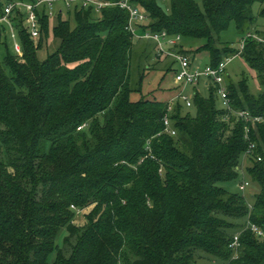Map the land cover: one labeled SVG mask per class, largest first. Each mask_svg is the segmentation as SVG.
I'll use <instances>...</instances> for the list:
<instances>
[{
	"label": "trees",
	"instance_id": "obj_1",
	"mask_svg": "<svg viewBox=\"0 0 264 264\" xmlns=\"http://www.w3.org/2000/svg\"><path fill=\"white\" fill-rule=\"evenodd\" d=\"M254 2L264 18V0H170L169 12L132 0L147 16L139 32L203 40L177 48L192 62L206 54L216 66L239 54L263 90L251 93L245 78L226 84L233 109L261 118L251 123L226 117L216 84L207 96L194 89V115H182V103L169 113L174 135L163 131L170 96L130 99L143 75L137 67L138 86L130 84L125 9L102 7L93 20L92 8L74 7L73 27L57 11L60 44L44 59L43 9L35 41L18 20L20 53L0 36V264H264V239L246 228L264 234V31H248ZM230 21L245 35L241 52L219 39ZM249 143L246 176L258 191L247 197L218 183L238 177ZM89 205L86 223L74 225L71 206ZM61 229L67 250L56 243Z\"/></svg>",
	"mask_w": 264,
	"mask_h": 264
},
{
	"label": "rangeland",
	"instance_id": "obj_2",
	"mask_svg": "<svg viewBox=\"0 0 264 264\" xmlns=\"http://www.w3.org/2000/svg\"><path fill=\"white\" fill-rule=\"evenodd\" d=\"M156 1L164 12H169L170 0H156ZM107 2H111V1H107ZM197 2L200 4V0H197ZM70 3L72 5H74L75 2H73V3L70 2ZM111 3H113V2H111ZM262 7H263L262 4L259 2H254L252 4V6L250 7V12H251V16L253 18V21L249 25L248 31H250V32H252V31L263 32L264 31V18L259 16V14H258L259 10ZM59 8L62 10V17L65 19H69L70 27L75 26V19L73 17V11H74L73 7L72 6H66L62 0H55L53 5H52V10L54 11V14L52 16H50V18H49L48 36L45 38V40L42 44L43 47L40 50H38V52H37L39 59H44L48 54L55 51L60 44L59 39L54 38V36L52 34V27L56 26L57 21H58L56 18V13H57V10ZM92 13H93L91 15L92 19L96 20L100 11L98 9L97 10L93 9ZM139 27H138V32H139ZM2 35L3 34H1L0 36L2 37ZM244 36L245 35L238 33V31L235 27V22L230 21L227 28L219 34V39L222 42L229 43V44H231V46L238 49L239 45H240V41L242 40V38H244ZM3 37L5 38L6 35H3ZM4 38H2V40ZM8 38L9 39H7V47L9 49V51L11 52V51H14L13 49H11V46L17 40V37L16 36L11 37V35H8ZM202 41L203 40H201V39L181 38V40L175 45V47L179 48V46L182 45L183 48H185V49L189 48L188 50H190V49L194 50L193 48L199 46L202 43ZM131 42H132V47H131L130 65H131V63H132V65H131L130 84L131 85L136 84L135 87L138 86V72L135 70L137 67L139 69L141 68L140 70H141V73L143 75V81L140 85V93L132 92L130 94L131 100H137L138 98H145V97L152 99L153 95L154 96L157 95L159 97H156V98L162 99V98H165L166 96H171V95L173 96V94H175L177 92V90L181 89V87H182L181 84H179V83L173 84V82H172L173 68H174L173 64L175 63L174 62L175 59L172 56L162 53L157 48V44L150 39H145V38H141V37L138 38V37L133 36V40ZM3 43H4V41H3ZM1 45H2V43L0 42V46ZM163 47L165 49H168V48L172 47V45L163 44ZM1 48H3V47L2 46L0 47V58H1L2 54L4 53L3 49H1ZM240 52L238 51V53H240ZM189 57H190V59L192 58L191 56H189ZM204 57H206V54H203V55L201 54V56L198 57V59H199L198 62H200L199 64H201V65L194 64L195 62H192L190 59L189 60L191 62V65H194V66L197 65V66H199V70H202V67L207 62V60L204 59ZM140 65H141V67H140ZM69 66L73 67V66H75V64H70ZM241 78L246 79L248 88H249L251 93L257 94V93H260V91H263L257 82L255 72L248 67V65L245 63L244 59L238 54V55H234V57L228 61L227 66H226V70L220 78V84L222 85V87H226V84H228L230 82L236 83ZM205 80L206 79H204V78H200L199 81L195 85H188L187 88L185 89V95H187L189 98H192L193 90L196 89V87L199 84L200 93L202 95L207 96L208 95L207 89L203 88V86H202L203 81H205ZM206 81H207V86L209 84L214 85V83L212 81H210V82L208 80H206ZM179 103H182V102H179ZM218 103H219V101H218ZM182 104L184 105V103H182ZM188 113H190L191 115H194L195 110L191 106L186 107L184 105V107L181 110V114L186 115ZM98 119L101 120V116H99ZM84 130H86V128ZM86 131H88V130H86ZM226 135H229V133L226 132ZM250 164H251V162L248 159V157L242 156V161H241L240 165L237 167V170L239 173L238 177L233 179V180L220 182V183H218V185L223 187L224 189L230 191V192H236V193L239 192L238 187H237L238 183L241 181V176H243L244 178L245 177L247 178L246 168L248 166H250ZM247 180L249 183H248V186L246 187V189L243 193L245 196L249 197L250 194L258 191V187L254 183L250 182L248 178H247ZM249 199L251 200V198H249ZM92 207H93V205H89V206H86L83 208H77V207L71 206V209L74 211L73 224L78 226V227H82L86 223L87 216L90 213ZM66 235H67V232L65 231V229H61V231L58 235V238L56 239V243H57L58 247H63V249H65V250L68 249V246L67 247L64 246L62 244V240ZM259 239L263 240L264 238L261 237ZM65 253H68V251H66Z\"/></svg>",
	"mask_w": 264,
	"mask_h": 264
},
{
	"label": "built area",
	"instance_id": "obj_3",
	"mask_svg": "<svg viewBox=\"0 0 264 264\" xmlns=\"http://www.w3.org/2000/svg\"><path fill=\"white\" fill-rule=\"evenodd\" d=\"M55 0H34V1H20V0H11L5 2L2 6L0 13V33L3 35H11V37L16 36L17 40L13 43L12 47L15 53H20L21 46L18 42V34H17V23L21 18L23 20V25L29 33V37L32 40H37L39 36V20L37 15V10L44 9L45 13L48 17L54 14L52 10V5ZM66 6L79 7V8H92V9H101L105 6L117 5L122 9H125L128 13V22L126 29L132 34L134 37H141L145 39H150L157 44V48L164 54L170 55L175 59V63L178 65L177 71L174 73V83H179L182 85L181 89L177 90V92L170 97L166 102V110L167 113L162 118L165 133L170 135H174L175 131L171 127V122L169 118V113L173 109L176 103L182 102L186 107H190L192 102L191 98L185 95V88L188 85H195L200 78H204L209 82L212 81L216 84V94L219 99L220 106L223 109L227 110L226 117L228 118L230 115H234L236 119H242L245 122H259L261 121L260 117H254L250 115L247 110H235L230 105V99L226 92V87H222L220 84V78L224 74L226 70L227 63L234 56H229L221 60L216 66H211L209 64H205L202 67V70H199V66L195 65L194 67L191 65L189 57L181 52L177 51L175 45L181 40L179 34L169 35L165 30L160 31H143L138 32V27L143 24L147 20V16L144 12L138 9L133 5L132 0H118L116 2H107V1H99V0H62ZM70 2H75L72 5ZM246 36H251L248 33ZM257 38V37H256ZM261 40L260 38H257ZM163 44L172 45V47L165 49ZM244 46V38L240 41L239 50L243 49ZM247 128L245 129V137L247 138ZM255 144L249 143L247 149L244 152V157H248V155L254 149ZM257 160H260L257 157ZM248 180L241 176V181L238 183V189L242 193L245 191L248 186ZM250 206V205H249ZM246 228H249L257 237L264 238L263 232L258 229L254 224L247 222ZM230 247L233 250L232 258H236L238 255L239 248V235L238 233L234 234L233 239L230 243Z\"/></svg>",
	"mask_w": 264,
	"mask_h": 264
},
{
	"label": "crops",
	"instance_id": "obj_4",
	"mask_svg": "<svg viewBox=\"0 0 264 264\" xmlns=\"http://www.w3.org/2000/svg\"><path fill=\"white\" fill-rule=\"evenodd\" d=\"M57 11H60L61 13H62V10L59 8ZM204 59H206V60H208V58L207 57H204ZM199 61V59H198V56H195V63L194 64H197V65H201V64H199L200 62H198ZM203 63V62H202ZM207 63V62H206ZM174 65V72H175V70H177L178 69V65H177V63H174L173 64ZM193 67H194V65H192ZM173 79H174V74H173V78H172V82H173V84H175L174 83V81H173ZM202 86H203V88H206L207 89V81L205 80V81H203V84H202ZM187 88V87H186ZM185 88V89H186ZM193 88V87H192ZM196 89L198 90V91H200V89H199V84H198V86L196 87ZM174 95V94H173ZM171 97V96H170Z\"/></svg>",
	"mask_w": 264,
	"mask_h": 264
}]
</instances>
